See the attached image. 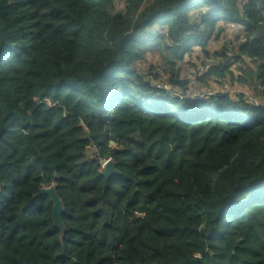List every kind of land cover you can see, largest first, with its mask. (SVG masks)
Wrapping results in <instances>:
<instances>
[{"label": "trees", "instance_id": "16d2710c", "mask_svg": "<svg viewBox=\"0 0 264 264\" xmlns=\"http://www.w3.org/2000/svg\"><path fill=\"white\" fill-rule=\"evenodd\" d=\"M242 1L0 0V264H264V0ZM150 42L220 60L204 79L246 85L249 59L261 104L157 89Z\"/></svg>", "mask_w": 264, "mask_h": 264}, {"label": "rangeland", "instance_id": "374dc122", "mask_svg": "<svg viewBox=\"0 0 264 264\" xmlns=\"http://www.w3.org/2000/svg\"><path fill=\"white\" fill-rule=\"evenodd\" d=\"M200 8L201 7H197L196 9H194V11L197 12ZM236 34L237 33L235 28L228 27L221 35V38L217 42V44L221 45L219 47L225 48L227 44L234 41V37L236 36ZM154 43L156 42H150L149 45H147V48H145L146 51L142 53V59L136 61L135 66L137 70L141 74L146 75L148 80L157 89L163 90L162 87L165 86L169 88L172 93L178 92L179 90L184 93L185 91H187L186 89L189 88L190 80L188 79V77H194V75H191L190 72H188L189 67L195 69L193 67L194 65L191 64L194 55L192 56L190 52H187L179 56V53H177L176 51H172L170 50V48L169 50H166L162 45L154 47ZM195 48L199 49V46H194L193 49ZM185 55L188 56L187 58H191H189L187 62L182 63V59ZM197 79H195V81ZM174 82H177V84H175ZM179 83H183L181 84V87H179ZM248 93L251 95V92L248 91ZM186 95L192 96L193 92L188 91V94ZM44 103L48 106L51 105L47 100H45ZM91 153L92 152L89 151L88 155H91Z\"/></svg>", "mask_w": 264, "mask_h": 264}, {"label": "crops", "instance_id": "0c3cea01", "mask_svg": "<svg viewBox=\"0 0 264 264\" xmlns=\"http://www.w3.org/2000/svg\"><path fill=\"white\" fill-rule=\"evenodd\" d=\"M236 37L237 35L234 37V42L238 41ZM219 46L221 45L217 44V46L215 47L214 45L211 46L210 44L209 46H207V49L210 51L209 53L211 54V50L212 52L220 51L219 49L221 47ZM145 51L146 49L142 53H144ZM190 53L192 56L194 55V58H193V61H191L192 62L191 64L194 65L193 67L195 69L189 67L188 72H190L191 75L197 72L199 73L200 77L196 81L193 78L188 77V79L190 80L189 82L190 84H189V88L186 89L187 91H185L184 94H188V91L193 92V94H197V93L201 94V93H206V92L220 93L221 91H225L226 94L230 95L231 97H235V96H239L242 94L244 95L248 91L252 93L254 92V89L256 87L259 88V86L256 85L257 80L254 76L255 67L249 59H243V61L239 60V62L236 63L238 69L241 68L242 70H244L249 67L253 71V73H249L245 70L246 78L243 79L242 83H245L246 85H241V84H237V78L239 76V73L238 71L235 70V68H231L229 70L230 74L232 75V78L231 77L229 78L228 76L225 75L223 78H216V77L210 76L204 79L203 77H205V74L208 73V70L211 68V64L212 65L216 64L219 66V65H222L221 61L218 59H211V56L205 59L202 50L198 48L192 49ZM187 57L188 56L186 55L183 57L182 63L187 62L189 58H191V57L189 58ZM257 94L258 95L260 94L258 90H257Z\"/></svg>", "mask_w": 264, "mask_h": 264}, {"label": "water", "instance_id": "95a60500", "mask_svg": "<svg viewBox=\"0 0 264 264\" xmlns=\"http://www.w3.org/2000/svg\"><path fill=\"white\" fill-rule=\"evenodd\" d=\"M112 175H119V172L115 170L114 163L108 159L103 166V171L101 172V177L108 180ZM47 197L52 204V221L54 226L59 229L62 233L64 232V224L61 220V215L64 211L62 202L59 199L55 187L50 186L47 188H41L35 195V198ZM201 260L200 256H196L193 260H187L182 264H198Z\"/></svg>", "mask_w": 264, "mask_h": 264}, {"label": "built area", "instance_id": "2783aa9c", "mask_svg": "<svg viewBox=\"0 0 264 264\" xmlns=\"http://www.w3.org/2000/svg\"><path fill=\"white\" fill-rule=\"evenodd\" d=\"M246 4H247V0H243L242 1V5H246ZM229 27L230 28H234L231 25ZM234 68H235V66H234ZM193 75H194V77H193L194 80L197 79L200 76L199 73H196V74H193ZM162 88H163V91H166L168 93H172L169 88H167L165 86H163ZM160 90H162V89H160ZM218 94L219 95H224V94H226V92L225 91H221L220 93H217V92H207V93H201V94H193L192 96H188V97L189 98H193L194 100H199V99H204L205 97H208V96H215V95H218ZM244 95H245V98H246L247 102L250 105L259 106L261 104V102H260V100L258 98L253 97L248 92H246ZM105 162H103L102 168H103Z\"/></svg>", "mask_w": 264, "mask_h": 264}]
</instances>
